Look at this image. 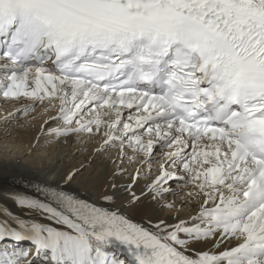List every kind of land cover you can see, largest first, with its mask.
Instances as JSON below:
<instances>
[{
  "label": "snow or ice",
  "instance_id": "1",
  "mask_svg": "<svg viewBox=\"0 0 264 264\" xmlns=\"http://www.w3.org/2000/svg\"><path fill=\"white\" fill-rule=\"evenodd\" d=\"M0 99L89 154L0 167V264H264V0H0Z\"/></svg>",
  "mask_w": 264,
  "mask_h": 264
},
{
  "label": "bare ground",
  "instance_id": "2",
  "mask_svg": "<svg viewBox=\"0 0 264 264\" xmlns=\"http://www.w3.org/2000/svg\"><path fill=\"white\" fill-rule=\"evenodd\" d=\"M24 105L26 106L27 103ZM19 107H21L20 104L0 102V121L3 120L7 112H13ZM45 118L41 115V109L38 108L35 112L20 118L19 123L13 126L0 124V167L7 166L11 172L25 176L29 173L55 175L73 166H78L82 162L87 163L86 157L89 154L77 153V149L81 148L82 145L75 138L70 139L65 144L55 145H47V138H41L39 144L33 146L40 125ZM112 170L109 160L99 158L91 164L86 175L90 182L96 183L99 187L106 182ZM0 184L7 187L3 181H0ZM177 202L179 203V199ZM148 211V208L145 207L134 213L142 217ZM183 215H189L187 209Z\"/></svg>",
  "mask_w": 264,
  "mask_h": 264
},
{
  "label": "rangeland",
  "instance_id": "3",
  "mask_svg": "<svg viewBox=\"0 0 264 264\" xmlns=\"http://www.w3.org/2000/svg\"><path fill=\"white\" fill-rule=\"evenodd\" d=\"M25 128H26V126H25ZM1 148V147H0Z\"/></svg>",
  "mask_w": 264,
  "mask_h": 264
}]
</instances>
